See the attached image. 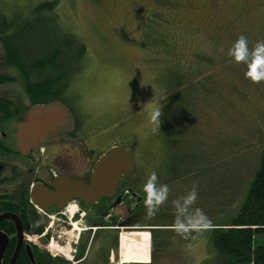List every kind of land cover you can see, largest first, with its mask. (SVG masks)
<instances>
[{
    "label": "rangeland",
    "instance_id": "obj_1",
    "mask_svg": "<svg viewBox=\"0 0 264 264\" xmlns=\"http://www.w3.org/2000/svg\"><path fill=\"white\" fill-rule=\"evenodd\" d=\"M45 1H56L60 30L86 46L66 101L92 119L97 153L115 145L131 154L124 182L134 191L152 171L169 186L154 217L145 207L136 217L159 227L151 264H214L206 229L175 232L172 201L195 183V206L216 224L246 196L264 148V81L228 52L240 35L250 50L264 42V0H0V12L18 23ZM160 104L159 129L149 114ZM111 212L125 216L123 205ZM143 231L118 229V264L147 263ZM130 235L143 255H127Z\"/></svg>",
    "mask_w": 264,
    "mask_h": 264
},
{
    "label": "flooded vegetation",
    "instance_id": "obj_2",
    "mask_svg": "<svg viewBox=\"0 0 264 264\" xmlns=\"http://www.w3.org/2000/svg\"><path fill=\"white\" fill-rule=\"evenodd\" d=\"M32 93L18 78L0 79V236L7 240L0 264H10L16 253L14 264H118L120 228L149 232V263L130 264H151L159 227L136 219L144 211V193L124 182L134 168L121 175L111 197L54 199L60 181L88 184L107 149L97 153V128L65 92L57 90L58 98L47 102L35 101ZM46 104L63 110L64 122L20 149L21 120L33 106ZM121 205L124 217L111 212Z\"/></svg>",
    "mask_w": 264,
    "mask_h": 264
},
{
    "label": "trees",
    "instance_id": "obj_3",
    "mask_svg": "<svg viewBox=\"0 0 264 264\" xmlns=\"http://www.w3.org/2000/svg\"><path fill=\"white\" fill-rule=\"evenodd\" d=\"M56 5V1L42 2L18 23L16 17L0 12L4 52L0 79L18 78L26 90L32 88L34 100L40 102L58 98L57 90L67 92L86 52L83 42L58 27L57 17L52 14ZM32 42L35 45L31 47ZM99 223L103 221L99 219ZM206 231L216 250L214 264H264V148L240 205Z\"/></svg>",
    "mask_w": 264,
    "mask_h": 264
},
{
    "label": "water",
    "instance_id": "obj_4",
    "mask_svg": "<svg viewBox=\"0 0 264 264\" xmlns=\"http://www.w3.org/2000/svg\"><path fill=\"white\" fill-rule=\"evenodd\" d=\"M60 114L62 116L63 110L54 104L33 106L19 125L20 149H23L30 140L40 139L57 129L64 122ZM133 168L134 162L131 154L123 147L112 146L94 164L88 184L68 180L60 181L52 196L54 199L76 196L86 203L98 201L103 197H111L116 191V184L121 175H129ZM6 244V237L0 236V261L4 255ZM16 254L10 264H14Z\"/></svg>",
    "mask_w": 264,
    "mask_h": 264
},
{
    "label": "clouds",
    "instance_id": "obj_5",
    "mask_svg": "<svg viewBox=\"0 0 264 264\" xmlns=\"http://www.w3.org/2000/svg\"><path fill=\"white\" fill-rule=\"evenodd\" d=\"M228 54L237 62L246 64L245 76L253 82L264 81V42H257L253 49H249L248 40L240 35L229 49ZM162 105L153 109L149 114L152 123L160 129ZM146 215L152 218L159 207L168 200L169 186L158 182L157 173L152 171L143 186ZM198 188L194 183L186 195L172 201L174 207L173 227L178 235L190 231H201L210 226L211 220L203 209L196 207Z\"/></svg>",
    "mask_w": 264,
    "mask_h": 264
},
{
    "label": "crops",
    "instance_id": "obj_6",
    "mask_svg": "<svg viewBox=\"0 0 264 264\" xmlns=\"http://www.w3.org/2000/svg\"><path fill=\"white\" fill-rule=\"evenodd\" d=\"M142 233H147L145 231H143ZM148 234V233H147ZM149 236V234H148ZM127 250L129 251V253H127V255H133L131 253H139V255H143L145 250L144 248H142V244H137V241H129V245H128V248ZM125 256H126V253H123ZM147 257L148 259H146L147 263L149 262L150 260V255H149V240H148V254H147Z\"/></svg>",
    "mask_w": 264,
    "mask_h": 264
},
{
    "label": "bare ground",
    "instance_id": "obj_7",
    "mask_svg": "<svg viewBox=\"0 0 264 264\" xmlns=\"http://www.w3.org/2000/svg\"><path fill=\"white\" fill-rule=\"evenodd\" d=\"M77 229V228H76ZM148 234H149V232L148 231H146ZM122 234L120 233V236H119V247L122 245V241H123V238H122V236H121ZM128 239H129V241L131 242V241H133V238H132V236L130 235V237H127ZM127 240V239H126ZM125 240V241H126ZM67 245V244H66ZM149 245H150V234H149ZM68 246V245H67ZM68 248V247H67ZM121 249V248H120ZM66 250V249H65ZM64 250V251H65ZM68 250V249H67ZM69 251V250H68ZM126 253H127V248H126ZM68 256V255H67ZM149 263V262H148Z\"/></svg>",
    "mask_w": 264,
    "mask_h": 264
}]
</instances>
